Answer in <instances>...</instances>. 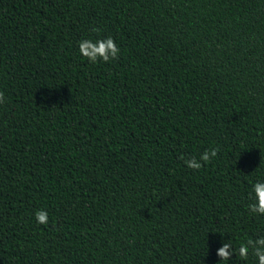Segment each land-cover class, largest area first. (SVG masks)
<instances>
[{"label": "trees", "instance_id": "obj_1", "mask_svg": "<svg viewBox=\"0 0 264 264\" xmlns=\"http://www.w3.org/2000/svg\"><path fill=\"white\" fill-rule=\"evenodd\" d=\"M0 92V264H257L264 0H0Z\"/></svg>", "mask_w": 264, "mask_h": 264}, {"label": "clouds", "instance_id": "obj_2", "mask_svg": "<svg viewBox=\"0 0 264 264\" xmlns=\"http://www.w3.org/2000/svg\"><path fill=\"white\" fill-rule=\"evenodd\" d=\"M94 31H96L94 29ZM79 52L84 58L91 63H97L98 61L109 62L113 59H118L120 48L115 43L114 39L109 36L104 39L81 40L79 42ZM4 101V93L0 92V103ZM218 154V149L206 150L201 153L199 160L192 157L185 161L187 167L199 170L204 164L211 163L212 159ZM201 161L203 163H201ZM250 199L254 202L247 205L249 211L253 214L264 215V182L256 181L252 185L250 193ZM35 219L38 224L48 223V214L46 211L38 210L35 214ZM257 258V264H264V236L257 239H247L245 242H241L238 248H233V245L229 242L223 243L217 251V255L220 260L229 261L233 255H239L240 258L247 260L249 252Z\"/></svg>", "mask_w": 264, "mask_h": 264}]
</instances>
